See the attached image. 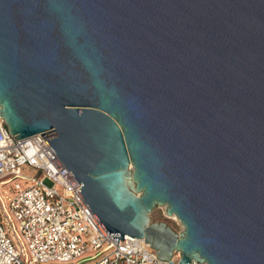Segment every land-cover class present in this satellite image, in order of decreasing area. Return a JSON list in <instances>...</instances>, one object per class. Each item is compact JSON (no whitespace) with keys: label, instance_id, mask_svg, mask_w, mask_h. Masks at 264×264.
Masks as SVG:
<instances>
[{"label":"water","instance_id":"95a60500","mask_svg":"<svg viewBox=\"0 0 264 264\" xmlns=\"http://www.w3.org/2000/svg\"><path fill=\"white\" fill-rule=\"evenodd\" d=\"M0 115L114 241L264 264V0H0Z\"/></svg>","mask_w":264,"mask_h":264},{"label":"built area","instance_id":"2783aa9c","mask_svg":"<svg viewBox=\"0 0 264 264\" xmlns=\"http://www.w3.org/2000/svg\"><path fill=\"white\" fill-rule=\"evenodd\" d=\"M13 136L0 115V264H170L143 238L114 241L40 133Z\"/></svg>","mask_w":264,"mask_h":264},{"label":"rangeland","instance_id":"374dc122","mask_svg":"<svg viewBox=\"0 0 264 264\" xmlns=\"http://www.w3.org/2000/svg\"><path fill=\"white\" fill-rule=\"evenodd\" d=\"M25 171H29L28 168H24ZM151 222L163 221L165 222L174 232H180L183 228L178 218L172 217V215L166 214V206H156L149 214Z\"/></svg>","mask_w":264,"mask_h":264},{"label":"bare ground","instance_id":"6f19581e","mask_svg":"<svg viewBox=\"0 0 264 264\" xmlns=\"http://www.w3.org/2000/svg\"><path fill=\"white\" fill-rule=\"evenodd\" d=\"M172 215V217H175V214H171ZM170 216V215H169ZM179 220V219H178Z\"/></svg>","mask_w":264,"mask_h":264}]
</instances>
